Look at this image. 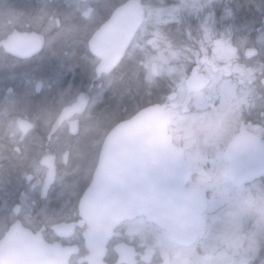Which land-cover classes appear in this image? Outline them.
Returning <instances> with one entry per match:
<instances>
[{"label":"flooded vegetation","instance_id":"flooded-vegetation-1","mask_svg":"<svg viewBox=\"0 0 264 264\" xmlns=\"http://www.w3.org/2000/svg\"><path fill=\"white\" fill-rule=\"evenodd\" d=\"M232 1L238 12H264V0H44L39 6L54 11L45 22L63 28L58 45L76 44L55 73L47 32L21 19L20 1L0 7V241L40 236L41 264L52 259L53 243L59 264H264V175L234 184L224 173L225 149L239 133L264 146V21L229 19ZM187 7L182 19L178 10ZM130 19L118 61L96 74L88 41L118 23L115 40ZM20 34L39 36L23 56L13 43ZM78 57L87 59L88 76L75 82ZM58 83L77 87L60 92L53 107ZM117 92L126 115L103 122ZM150 105L168 115L190 166L186 185L205 190L196 230L166 229L140 214L109 228L79 213L107 131ZM145 163L129 157L130 183L144 186Z\"/></svg>","mask_w":264,"mask_h":264},{"label":"water","instance_id":"water-1","mask_svg":"<svg viewBox=\"0 0 264 264\" xmlns=\"http://www.w3.org/2000/svg\"><path fill=\"white\" fill-rule=\"evenodd\" d=\"M129 11L138 12L132 8ZM131 22L130 19L127 24L129 32L119 31L115 40L112 39L114 26L105 28L102 39H90V52L101 59L97 73L108 72L117 62L132 34ZM13 43L18 55L23 56L39 45V39L35 34H20L13 37ZM167 124L168 116L163 108L150 105L111 127L102 141L90 182L78 201L82 217L109 228L139 214L171 230L199 227L206 207V193L199 186H185L190 166L183 159L181 148L172 144ZM131 149L137 150L131 152ZM131 155L148 160L143 168L147 177L143 187L128 180ZM225 158V173L234 183L264 175V146L245 138L244 133L229 143ZM53 245L52 259L44 260L43 264H59L56 258L58 248L55 243ZM43 246L40 236L6 235L0 241V264L2 260H8L10 264H41Z\"/></svg>","mask_w":264,"mask_h":264},{"label":"rangeland","instance_id":"rangeland-1","mask_svg":"<svg viewBox=\"0 0 264 264\" xmlns=\"http://www.w3.org/2000/svg\"><path fill=\"white\" fill-rule=\"evenodd\" d=\"M6 1L7 0H0V7L9 4V2H6ZM43 1L44 0H20V2H21V7H20L21 8V19L28 20L30 28L41 29L44 34H46V32H47V36H46V39H45V41H46V52L48 50H50V52H51V51L55 50L54 48L60 47V45H58V42H57L58 40L55 38V36H57L60 33H62L63 32V28H60V27L57 28L56 25L54 23H51V22H48V26L47 27L41 25L42 21H45V19L48 16H52V14L54 13V11H51L50 9L45 10L44 7L39 6V3H42ZM187 10H190V7L182 8V9L178 10L181 13L180 17L182 19H183L184 15H188L189 14V12H187ZM257 10H258L257 8H254V9H252L249 12V19L251 18L250 16H253V14L257 13ZM261 11H262V9L260 10V12ZM64 13H65V11L61 12V14H63V15H64ZM65 14L67 15V13H65ZM238 17L241 18V19L242 18L248 19L247 15H243V11H239L237 13H234V12L230 13L229 19H236ZM72 46H76V44L75 43H70L69 44V43H63L62 42L61 48L58 49V50H55L59 54L57 53V55L54 57V63L51 64V66L53 65V68L55 66L54 73L57 71V69L59 67L58 63L61 64L63 62V59L64 60L67 59L66 56H69V55L73 54V52H75V48H72ZM73 63H75V62L73 61L72 64ZM74 68L78 71V73H82L79 69H77L76 65L74 66ZM164 70H165V68L162 71H164ZM71 71H73V70H71ZM11 78L12 77H10L9 79H11ZM117 96H119V93H118ZM124 100L125 99L123 98L122 99L123 103H124ZM199 149L201 150V148H199ZM205 156L209 157V155H207V154H205ZM201 180H203L202 177H200L196 181H198V183L201 184L200 183ZM240 194H241V192H240V189H239V190H237L234 193L233 196H238Z\"/></svg>","mask_w":264,"mask_h":264},{"label":"bare ground","instance_id":"bare-ground-1","mask_svg":"<svg viewBox=\"0 0 264 264\" xmlns=\"http://www.w3.org/2000/svg\"><path fill=\"white\" fill-rule=\"evenodd\" d=\"M19 1L20 0H11V2H10V4H12V5H17V4H19ZM52 19V18H51ZM236 19H241V18H236ZM236 19H234V20H236ZM252 19L253 20H256V21H259L260 23H263V21H264V12H260V13H258V14H253V16H252ZM41 25H43V26H46L47 27V22H45V21H42L41 22ZM69 42V44L71 43L70 42V40L68 41ZM60 45V47H58V48H54L55 50H58V49H60L61 48V46H62V44H59ZM55 50H53V51H51L50 53H52V56L53 57H51L52 59L57 55V53L58 52H56ZM59 54V53H58ZM87 62V59L85 58V57H82V58H80V57H78L77 59H76V61H75V64H76V66H77V69H79L83 74H84V76L86 75V76H88V71H87V67H88V62ZM82 73H73V76L71 75V78H73L74 80H75V82H77L79 79H81V78H83V77H81L82 76ZM85 78V77H84ZM124 82V81H123ZM122 82V83H123ZM77 86L75 85V84H71L68 88L67 87H61V83H58L57 85H56V88L54 89L55 91H57V95L54 97V101H53V107L54 106H56V100H58L59 99V97H58V94L60 93V92H65V88L67 89V90H71V89H74V88H76ZM118 87L119 88H121V85H118ZM117 95H118V92H117ZM121 94L119 93V96H117V98H116V100H118V98L119 97H121V102H122V99L124 98V95H121ZM120 102V104H122V106H124L125 107V102L123 103H121ZM46 111V108H43L41 105H39L36 109H35V113H36V115L40 118L41 117V115L44 113ZM115 114H114V111L113 112H111V113H109L108 114V116H107V120H110L113 116H114ZM80 148L83 150V145H81L80 146ZM81 149L79 150V152H78V154H80L81 155Z\"/></svg>","mask_w":264,"mask_h":264},{"label":"trees","instance_id":"trees-1","mask_svg":"<svg viewBox=\"0 0 264 264\" xmlns=\"http://www.w3.org/2000/svg\"><path fill=\"white\" fill-rule=\"evenodd\" d=\"M245 2H247L246 0H244L242 3L243 4H245ZM229 11L230 12H234V13H237L238 11H237V9H236V6H235V3H233V1H232V4L230 3V7H229ZM235 11H237V12H235ZM241 11V10H240ZM243 11V10H242ZM249 11L250 10H244L243 11V15H247V17H248V19H249ZM251 17V16H250ZM252 18V17H251ZM250 18V19H251ZM242 19H244V18H242ZM118 89H119V87H118ZM121 100V97H119L118 98V100H116L115 102H113V104H111L112 106H111V108H113V111H114V114H116L117 115V118L119 119V117H120V115L121 116H123V117H125V115H126V112H123L124 111V106H122V104H120V101ZM120 101V102H119ZM119 102V103H118ZM122 103V102H121ZM123 113H125V114H123ZM106 118H107V116H106ZM103 119V122H105L107 119Z\"/></svg>","mask_w":264,"mask_h":264}]
</instances>
